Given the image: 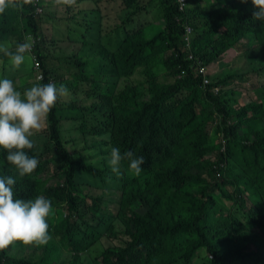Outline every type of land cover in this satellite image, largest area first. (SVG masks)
<instances>
[{
    "label": "trees",
    "instance_id": "trees-1",
    "mask_svg": "<svg viewBox=\"0 0 264 264\" xmlns=\"http://www.w3.org/2000/svg\"><path fill=\"white\" fill-rule=\"evenodd\" d=\"M93 1L76 9L85 1L56 7L53 0H34L0 14V43L13 52L25 37L32 43L28 68L13 69L0 53V79L23 92L63 79L54 61L63 60L82 85L58 100L46 129L33 136L35 148L26 151L39 165L32 175L19 177L0 148V177L16 180L15 198L44 195L54 208L52 239L37 247L39 260L18 256L29 246L16 242L0 251V264H264V93L257 97L262 102L245 104L234 82L247 73L231 66L209 84L190 59L209 66L242 48L238 61H253L249 73H264V22L253 19L252 0H191L186 12L177 0H160L164 28L156 35L148 32L153 21L126 27L154 8L152 0H122L128 13L112 32L104 31L105 17ZM51 8L64 11L62 21L83 19L66 39L45 31V22L56 20ZM184 21L194 28L190 49L182 40ZM119 39L114 50L111 40ZM138 71L142 82L124 83ZM65 122L77 136L69 144ZM110 146L143 157L141 174L130 176L123 161L117 177L108 164ZM110 195L118 200H104ZM105 234L119 242L97 250Z\"/></svg>",
    "mask_w": 264,
    "mask_h": 264
},
{
    "label": "clouds",
    "instance_id": "clouds-1",
    "mask_svg": "<svg viewBox=\"0 0 264 264\" xmlns=\"http://www.w3.org/2000/svg\"><path fill=\"white\" fill-rule=\"evenodd\" d=\"M75 2L76 0H53L56 5L72 6ZM33 3L34 0H0V14H4L10 8L23 9L25 5ZM252 4L256 9L253 12V19L264 22V0H252ZM40 10L41 15L42 9ZM179 12H184L180 9V4ZM183 28L182 40L186 45L187 36L190 42L195 39L194 28L187 21L183 22ZM30 41L31 37H25V42L19 43L15 52L11 51L6 43H0V53L9 58L13 69H19L24 63L25 53L30 52L32 48ZM190 57L199 63V75L208 78L209 84H212V64L203 65L193 55ZM201 69H204L203 74L200 73ZM181 76H185V72H182ZM51 80L52 82L43 85L34 84L21 92L17 90L13 80L0 79V148L6 150L7 162L16 169L21 178L32 175L39 165L38 158L29 156L26 151L35 148V142L31 138L42 130L48 114L58 100L68 94L67 87L58 83L63 82V79ZM123 161H128L127 171L130 176L141 174L143 157L135 156L132 150L121 153L119 148L110 146L108 164L117 177L122 175ZM15 184L16 180L12 176L0 177V251L7 250L16 242H21L24 246L39 247L48 244L52 239L48 223V218L54 211L52 201L44 195L28 200L15 198L13 190Z\"/></svg>",
    "mask_w": 264,
    "mask_h": 264
},
{
    "label": "rangeland",
    "instance_id": "rangeland-1",
    "mask_svg": "<svg viewBox=\"0 0 264 264\" xmlns=\"http://www.w3.org/2000/svg\"><path fill=\"white\" fill-rule=\"evenodd\" d=\"M47 1H52V0H47ZM121 0H115L114 3H112L111 7H117L118 9L121 7ZM59 5H56V7H58ZM161 8V7H160ZM159 8V9H160ZM52 11H56L57 16H56V20H49L47 22H45L44 24V28L45 31L52 37H60L63 36L65 37L64 39L67 38V34L70 33L71 31L75 30V28H78L76 26V21L77 22H81L83 19H79V15L76 17L72 16V19L70 21H62L61 20V16L63 14L64 11H59V10H54L51 8ZM76 14V13H75ZM161 12H155V17H157V19H159L161 17ZM45 20V18H44ZM146 22L145 19H142L141 22H136V23H128L129 27H135L140 23H144ZM78 25V24H77ZM117 25V23H105L104 24V31L105 32H112V31H116L115 27ZM164 28V24L162 23V21H157V22H152L149 25V33L151 35H156L158 34L161 30H163ZM82 44H79V49H81ZM63 49L65 51H71V49L68 48L67 44L63 45ZM241 51H243V49H239L238 53H240ZM238 53L230 51L229 53H227L226 55L224 54L223 57L221 58L220 62H224L226 64H230L232 66V68H234L235 70H241L242 73L238 74V75H244V73H247L246 76V80L244 82H241L239 80V78L235 79L234 82V86L241 92L243 93L242 96L239 97V99H241V101L245 104L251 102V101H256L258 100L257 97L260 96L261 94L264 93V73H261V75L259 74H252L249 73V69L250 67H257L256 64H251L253 61H248L245 58H242L240 60V62L238 61ZM244 53V52H243ZM259 54V53H258ZM243 55V54H242ZM260 58L264 57L262 54L260 55ZM56 65L60 68H63V73H65V75H61L59 77L63 78V82L64 85L67 87L68 91L72 92L75 91L79 86H80V80L77 79L75 73V69L73 67H69L67 64L64 63L63 60H54ZM26 67L28 68L27 63L24 61ZM33 65L31 64L30 66V70L32 69ZM66 68H68V70H66ZM213 71H218V73L223 74L224 75V70L219 71V67L215 66L212 67ZM138 74V72L134 75L136 76ZM141 75V73H140ZM245 76V75H244ZM34 79L36 80V77H34ZM141 80L140 76H136V78H134L133 80L129 81L130 83H137L138 81ZM33 86V85H32ZM222 88V87H219ZM77 91V90H76ZM263 100L259 99L258 102H262ZM77 124H80V122H77ZM44 128V127H42ZM64 134L65 137L67 139H76L77 136L75 134V129L73 128L72 123L70 122H65L64 123ZM53 172V170H52ZM219 176H221V174H219ZM102 191L101 190H97V189H91L90 193L93 195H97L100 194ZM112 200V201H117L118 197L117 196H107L104 198V200ZM90 205H93V201L89 200ZM110 207L114 210H116V205L114 202L110 203ZM124 237V236H123ZM241 240V238H239ZM119 242V239H112V238H107L106 234L97 239V245H99V247L97 248V250L100 249H105L107 247H112V246H117ZM91 252H93V249L90 250ZM17 255L21 256V257H25L27 259L33 260V261H38L40 256H41V252L37 249V246H31L27 249H21V250H17ZM67 257V256H66Z\"/></svg>",
    "mask_w": 264,
    "mask_h": 264
},
{
    "label": "crops",
    "instance_id": "crops-1",
    "mask_svg": "<svg viewBox=\"0 0 264 264\" xmlns=\"http://www.w3.org/2000/svg\"><path fill=\"white\" fill-rule=\"evenodd\" d=\"M84 1L85 2L83 4H81V5L79 4L76 7V9H78V8L83 9L84 8L83 5H85V4L86 5H90V4H92L91 2H94L93 0H84ZM114 1L115 0H97V2L99 3L97 7L99 8V10L101 11V13L105 17L102 20L103 27H104V24L105 23H111V22L112 23H114V22L117 23V25L115 27L120 26L123 23V21H124V15L128 13L127 10H126L125 5L122 2V0H121L122 3L120 4L121 7L119 9L117 7H115V8L114 7H111V5H112V3H114ZM189 1H191V0H187V4H186V7L184 9V12H186L187 9H188V7H189L188 6V2ZM214 1H216V0H214ZM202 4H203V6H205V3H202ZM152 5H153L154 8H150L146 3L143 2L141 4V6H144V7L145 6H148L149 7L148 10L142 11L141 14L138 17L134 18L129 23H131V22H133V23L138 22L139 23V22H141L142 19H145V21H153V22L162 21V20H160L161 17L159 19H157V17H155V12H156V9H158V7L160 5V0H152ZM176 5H177V8L179 10L178 1H176ZM162 23H163V21H162ZM126 27H129L128 26V23L126 24ZM130 28H132V27H130ZM111 41H112V43H114V50H116L117 47L119 46L120 42L122 41V39H119V40H111ZM230 51H233V52L238 53V50L237 49L236 50L235 49H232ZM238 55H239V53H238ZM215 66H218L219 67V71L224 70V72H227L229 70V68L231 67L230 64H226L223 61L222 62H220V61L219 62H215V63H213L211 65V73H212L213 76L220 74V73H218V71L216 72V71H213L212 70V67H215ZM136 76H140L141 77V80L138 81L137 83H130L129 81H131L134 78H136ZM136 76H133V77L127 79L124 83L125 84H131V85H138L140 82L143 81L144 78H143L142 75H140V73H138ZM160 80L165 82L167 79H166L165 76H161L160 77ZM59 86L60 85H57V87H59ZM81 87H82V85L80 84V86L77 89H79ZM83 88H89V87L84 86ZM72 92H74V91H72ZM74 98H75V100H78V101L80 100V101H83L84 103L89 102V100H87V99H85L83 97H81L83 99L78 98V97H75V96H74ZM67 101H71V100H67ZM87 114H89V112H87ZM77 122H80V120H77ZM77 122H75V123H77ZM80 124H81V122H80ZM216 127H217V123L214 125V128H213L212 133L214 132V130H215ZM45 129L46 128L44 127L43 130H45ZM31 139L34 140L35 137H32ZM65 139L68 140V144H69V141L73 140V139H67L66 137H65ZM66 140H64V141H66ZM220 142H223L224 143V148H225V144L227 143V140L225 139V135L223 133H221L220 136H219L218 143H220Z\"/></svg>",
    "mask_w": 264,
    "mask_h": 264
},
{
    "label": "built area",
    "instance_id": "built-area-1",
    "mask_svg": "<svg viewBox=\"0 0 264 264\" xmlns=\"http://www.w3.org/2000/svg\"><path fill=\"white\" fill-rule=\"evenodd\" d=\"M179 4H180V9L183 11L185 9V6H186V0H178ZM41 10L39 9V12ZM188 34H190V31H188ZM190 39H189V36L186 37V47L189 48L190 47ZM190 59H192V57H190ZM200 73H204V69H201L200 70ZM205 83H209V79L208 78H205L204 79Z\"/></svg>",
    "mask_w": 264,
    "mask_h": 264
}]
</instances>
